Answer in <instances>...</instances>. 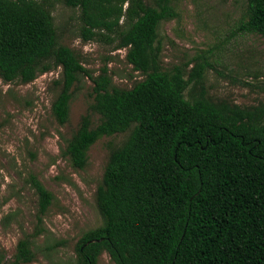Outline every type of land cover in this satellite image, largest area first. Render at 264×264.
Instances as JSON below:
<instances>
[{"label":"trees","instance_id":"obj_1","mask_svg":"<svg viewBox=\"0 0 264 264\" xmlns=\"http://www.w3.org/2000/svg\"><path fill=\"white\" fill-rule=\"evenodd\" d=\"M58 3L78 10L82 42L125 50L143 79L122 89L106 70L93 76L84 68L58 41ZM245 3L237 32L264 38V0ZM176 17L173 0H0L2 82L29 84L60 68L51 106L60 125L75 84L82 77L93 84L89 114L62 151L72 168L86 167L98 140L125 134L110 148L95 192L102 225L82 234L75 264H97L104 252L114 264H264V103L213 101L203 53L165 69L158 29ZM28 183L39 227L54 196L34 175ZM38 227L0 264L33 262Z\"/></svg>","mask_w":264,"mask_h":264},{"label":"rangeland","instance_id":"obj_2","mask_svg":"<svg viewBox=\"0 0 264 264\" xmlns=\"http://www.w3.org/2000/svg\"><path fill=\"white\" fill-rule=\"evenodd\" d=\"M173 5L177 17L158 29L162 66L168 70L203 53L211 65L204 84L213 101L241 108L264 103V38L237 32L245 0H173ZM52 17L59 43L72 49L93 76L106 70L113 85L122 89L143 79L127 63L125 50L81 41L77 9L58 3ZM60 73L55 69L29 84L0 79V256L5 261L12 259L19 240L37 231V197L29 175L54 200L38 227L43 232L32 237L35 259L28 264H75V246L82 234L102 225L95 192L110 148L119 145L125 134L98 140L87 153L86 167L73 169L62 151L81 117L89 114L93 84L87 77L75 84L68 121L60 125L51 112ZM93 121L96 125V116ZM97 264L114 263L104 252Z\"/></svg>","mask_w":264,"mask_h":264}]
</instances>
